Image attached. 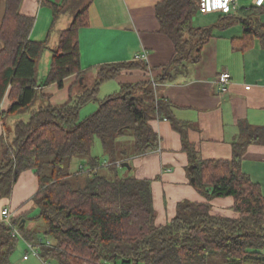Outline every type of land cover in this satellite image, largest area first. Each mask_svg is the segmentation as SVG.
Segmentation results:
<instances>
[{
  "label": "trees",
  "instance_id": "16d2710c",
  "mask_svg": "<svg viewBox=\"0 0 264 264\" xmlns=\"http://www.w3.org/2000/svg\"><path fill=\"white\" fill-rule=\"evenodd\" d=\"M93 0H62L50 4L53 26L59 16L69 14L72 21L65 30L56 32L51 44L48 36L42 43L29 38L34 19L20 14L22 0H4L0 21V75L9 85L10 103L4 118L29 111L27 121L14 122L4 129L0 148V200L11 196L20 175L32 171L38 189L32 197V220L44 223L43 237L50 246H41L38 234L18 224L25 242L40 247V260L57 264H262L264 256V197L259 186L241 171L244 149L264 145V127L242 129V142L232 145L230 161L196 160L195 148L188 142V125L172 118L170 105L155 98L158 84L171 83L185 76L188 67L199 60L200 50L213 36L212 28L195 27L199 0H163L155 8L160 33L174 47L169 64L154 81L123 86L102 101L98 99L102 83L113 80L125 69H145L139 64H115L96 68L93 85L76 92L81 71L78 32L88 25V9ZM260 8L241 11L238 21L244 29L241 49L251 47L257 37L264 44V26L252 20ZM222 16V15H221ZM226 27L231 18L225 16ZM249 17V18H247ZM53 26L49 34L54 31ZM221 28H224L220 25ZM45 51L49 62L41 70ZM76 82L68 89V100L59 106L49 103L42 89L55 85L59 90L67 78ZM155 84V86H153ZM98 103L97 110L80 119V110ZM166 118L181 138L187 155L190 179L197 192L207 201L232 198L231 211L236 219L212 216L209 203L181 202L176 215L163 226L155 223L149 181L119 177L117 167L104 168L112 179L96 173L70 172L73 159L87 161L88 169L99 167L91 157L95 140L103 155L114 164L128 157L120 143L128 142L131 155L140 156L158 147V138L150 122ZM10 229L0 223V264H10L16 246Z\"/></svg>",
  "mask_w": 264,
  "mask_h": 264
},
{
  "label": "crops",
  "instance_id": "0c3cea01",
  "mask_svg": "<svg viewBox=\"0 0 264 264\" xmlns=\"http://www.w3.org/2000/svg\"><path fill=\"white\" fill-rule=\"evenodd\" d=\"M162 1H92L88 9V25L78 32L80 67L86 75L78 81L76 92L93 85L95 69L100 66L134 63L145 69H125L115 79L102 83L99 101L117 94L123 86L152 82L160 75L161 69L169 64L174 54L173 44L160 33L155 17V8ZM61 2L22 0L20 14L34 19L29 36L32 42H45L50 35L49 42L53 44L57 39L56 32L69 27L72 21L69 14L59 16L53 26L50 4L59 6ZM242 2L238 0L235 11L228 16L234 22L231 26L226 27L225 16H201L197 28H212L213 36L201 48L198 62L188 67L185 76L171 83L158 84L155 89V98L170 105L172 118L188 125L187 139L195 148L197 161H230L232 145L243 141L242 129L264 127V44L254 37L251 47L240 48L244 43V29L238 18H242L241 11L257 8L253 5L254 0H248V4ZM0 5L4 10V0H0ZM261 11L259 18L251 19L264 26V7ZM52 26L54 31L49 34ZM143 54L147 57L145 61H135L136 56ZM48 59L49 52L45 51L44 64L49 62ZM223 72L230 75L225 91H221L218 84V77ZM75 82L76 77L71 76L65 80L61 90L51 85L42 89V93L49 96L52 106H59L67 102L68 89ZM8 91L6 77L0 75V148L4 129L19 121L13 119L14 116L6 120L2 115L10 105ZM98 106V103H91L83 107L79 112L80 119L93 114ZM150 126L158 138L157 149L132 156L131 146L122 141L118 155L123 147L129 156L123 159L117 171L118 174L121 171L122 177L150 182L156 225L170 222L176 215L177 204L181 202L209 203L212 216L236 219L237 215L231 211L232 198L207 201L194 188L180 135L173 130L170 121L160 118L151 121ZM99 156H93L91 150V157L99 159L100 167L108 159L103 155L102 148L101 158ZM70 163V172L74 175L80 168H88L84 159H73ZM241 171L259 186L264 197V145L253 144L244 149ZM106 173L109 171L103 168L101 174ZM37 189L34 173L26 171L13 186L11 196L0 200V212L4 208L10 209L13 218L20 217L21 222L24 220L23 226L29 232H35V221L32 219L37 210H33L32 197ZM38 241L41 242L39 237ZM261 253L264 256V247Z\"/></svg>",
  "mask_w": 264,
  "mask_h": 264
},
{
  "label": "built area",
  "instance_id": "2783aa9c",
  "mask_svg": "<svg viewBox=\"0 0 264 264\" xmlns=\"http://www.w3.org/2000/svg\"><path fill=\"white\" fill-rule=\"evenodd\" d=\"M238 0H199L198 2V14L203 15H210V14H219L222 16H229L231 15L236 8V3ZM253 5L257 8L264 6V0H254ZM146 55H140L135 57V61H145ZM230 81V75L227 72H223L218 77V84L220 86L221 91H225ZM155 86V84H153ZM5 137V132L3 134ZM112 165L115 167H120V162H116L114 164L110 162H104L100 167L95 169H88V168H80V173H96L98 172L99 168H109ZM13 214L8 208H4L0 212V223L5 225L7 228L10 229V234L13 238L21 237L20 228L18 224H13ZM23 239V238H22ZM28 250L30 251L32 256L39 258L40 255V247L34 244L25 243ZM41 246H50V242H47L45 245ZM40 259V258H39ZM23 260H28V256H24Z\"/></svg>",
  "mask_w": 264,
  "mask_h": 264
},
{
  "label": "rangeland",
  "instance_id": "374dc122",
  "mask_svg": "<svg viewBox=\"0 0 264 264\" xmlns=\"http://www.w3.org/2000/svg\"><path fill=\"white\" fill-rule=\"evenodd\" d=\"M242 3L243 4H248L249 2H248V0H243ZM2 13H3V5H0V17L2 16ZM249 16H250V18L254 19V18H259L260 14L252 13ZM200 18H201V15L198 14L196 16L195 27H197L196 25L198 24ZM43 65H44V61H41L40 64H39V74H38V77H39L40 80H42V79H44L46 77V74L41 71L43 69V67H45ZM107 86H109V85H107ZM38 105H39V103H35L33 105V107L31 109H29L27 112H23L21 114H18L16 116H14V118L13 117H7L6 120H9L10 118H13V119H18V120H21V121L25 122L28 119L29 111L37 109ZM86 117H88V116H86ZM13 119H11V120H13ZM82 119H84V118H82ZM11 126H12V124H10L9 128H11ZM6 129L7 128H5V130ZM4 139H5V141H7L6 133H5ZM97 153L100 155L99 157L101 158L100 143H99L98 140H95L94 146L92 147V155L93 156L94 155L97 156L98 155ZM103 175H106L108 178L112 179V174H110V173H106V174H103ZM118 175H119V177H122L121 171L119 172ZM37 214H38V212H37ZM34 221H35V224H33L34 231L38 234V237L41 240L42 245H45L47 242H49V240H46L43 237V235H42V232L44 230V223H43L42 220H39V219L38 220H34ZM24 256H28V260L24 261L23 260ZM10 264H57V263L56 262H45V263H43L39 258H37L35 256H32L30 251L28 250L25 242L23 241V239L21 237H18L17 241H16L15 249L11 253V256H10Z\"/></svg>",
  "mask_w": 264,
  "mask_h": 264
},
{
  "label": "water",
  "instance_id": "95a60500",
  "mask_svg": "<svg viewBox=\"0 0 264 264\" xmlns=\"http://www.w3.org/2000/svg\"><path fill=\"white\" fill-rule=\"evenodd\" d=\"M46 78V77H45ZM45 78L44 79H42V84H43V82H44V80H45ZM189 172H191V170H192V167H189ZM191 183L193 184L194 183V179H191ZM23 223H24V220H22V225H23ZM22 227H24V226H22Z\"/></svg>",
  "mask_w": 264,
  "mask_h": 264
}]
</instances>
